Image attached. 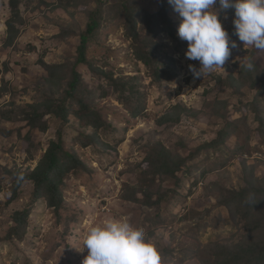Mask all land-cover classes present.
Masks as SVG:
<instances>
[{"label":"rangeland","instance_id":"374dc122","mask_svg":"<svg viewBox=\"0 0 264 264\" xmlns=\"http://www.w3.org/2000/svg\"><path fill=\"white\" fill-rule=\"evenodd\" d=\"M126 1L152 13L158 10L156 0ZM115 2L104 0L107 14L96 39L88 44L86 57L91 68H78L93 94L95 110L114 131L101 135L105 147H82L72 137L83 131L90 134V130L70 119L66 136L72 139L67 145L87 171H75L64 181L63 207L57 215L44 203L30 207L33 184L26 182L15 191L8 172L32 170L54 137L56 119L46 118L47 131L32 129L21 121L19 108L33 103L43 91L46 71L42 63L74 60L80 44L77 33L87 20L80 11L72 16L57 8L58 0H22L14 42L4 47L11 13L7 0H0V264H83L87 250H80L89 228L123 218L134 228L144 229L161 255V264H199L198 248L206 251V246L212 248L214 243L231 246L244 235L242 222L232 220L225 203L242 188L246 175L264 177V99H256L262 120L259 125L251 108L240 106L253 100L256 90L244 87L234 94L217 77L236 78L240 68L249 63L264 68V51L239 40L223 69L194 78L189 66L199 69L200 65L186 58L188 42L178 35L174 41L167 33H158L155 59L173 75L171 82H161L158 87L135 59L131 41L124 35L125 17ZM170 17L177 30L181 18L172 8ZM224 17L221 14L225 28L229 18ZM108 76L132 80L133 93L140 97L137 116L117 100ZM104 90H110L107 96H102ZM174 105L181 107L179 121L160 124L164 116L176 119ZM226 123L231 125L224 140L226 150L232 151L244 137L248 139L224 166H212L221 149L210 151L206 167L197 165L190 179L182 174L185 181L179 188L150 178V196L144 195L148 188L146 184L140 187L137 166L148 146L158 143L173 155L186 158L197 147L215 140ZM203 157L205 154L189 165L200 164ZM201 170L206 172L204 177ZM23 211L28 213L21 216L24 232L10 237L9 230L18 225Z\"/></svg>","mask_w":264,"mask_h":264},{"label":"trees","instance_id":"16d2710c","mask_svg":"<svg viewBox=\"0 0 264 264\" xmlns=\"http://www.w3.org/2000/svg\"><path fill=\"white\" fill-rule=\"evenodd\" d=\"M116 1L113 5L118 6L125 17L124 35L131 41V49L135 59L146 67L151 81L158 87L161 86V82H171L173 75H170L167 68L161 66V62L155 59L154 51H156L155 38L158 33L165 32L174 41H178L177 30L174 28L170 17L172 7L167 3V0H156L158 10L152 13L133 2ZM21 3L22 0H7L11 17L6 22L8 38L5 39L4 47H9L14 42L13 40L17 34L15 20L16 22L21 21ZM57 6H59L57 8L66 10L72 16L79 11L85 14L86 25L77 33L80 44L73 61L66 59L64 63L53 65L42 63L46 71V76L41 82L43 91L39 92L38 99L35 98L33 103L19 108V111L22 115L21 121L27 122L32 129L47 131V117L56 119L58 127L44 154L32 170H15L8 172V175L13 181L15 191L26 182L33 184L30 207H33L36 203H44L53 210L54 214L58 215L63 207L62 191L64 181L75 171H87L80 158L69 149L67 141L74 138L75 141L80 142L82 147H105L101 142V135L105 131L112 132L114 130L95 110L93 94L78 71L81 65L91 68V62L86 57V50L88 44L96 39L101 21L107 14L103 8L104 0H58ZM81 7H84V9L81 10ZM221 14L229 18L228 26L225 29L229 32L231 39L237 43L239 39L234 34L232 23L234 10L229 9ZM179 44L182 43L179 42ZM107 80L117 100L137 116L138 109L141 106L137 104V102H140V97L133 93L132 80H114L111 76H108ZM217 80L221 85L232 89L234 94L239 93L244 87L249 90H256L254 99L240 106L250 107L256 115V120L259 121V125H262V120L259 117L258 100L264 99V68L260 69L255 64L251 69L242 66L236 78L233 76L224 79L217 77ZM109 92L110 90H104L102 96H107ZM223 105L226 107L227 103ZM12 106L15 108L14 104ZM180 108V105H174L172 110L176 114H172L176 116V119L169 120L164 116L160 124L179 121L178 110ZM221 117H225V114ZM2 118L5 117L2 116ZM9 118L7 117V119ZM70 119H75L82 128L90 130V134L83 131L80 136L67 138L66 129ZM230 126L229 123H226L217 133L215 140L197 147L186 158L173 155L158 143L148 146L142 160L145 166L142 163L137 166L139 177H141L140 187L146 184V188H148L143 191L144 195L146 196L149 193V188H151L148 184H151L150 178H159L171 182L176 188H179L185 181L182 174H188V179H190L192 171L197 169V165L206 167L207 161L211 159L208 155L210 151L221 149L212 166L215 164L224 166L229 159L235 156L234 153L238 151L239 147H244L245 141L248 139L244 137L240 146H234L236 149L226 150L224 140L228 137L227 132ZM204 154L205 157L201 159L200 164L189 165V162L201 158ZM243 167H245L244 164ZM204 170H201L200 173L202 177L206 175ZM195 184L196 182H191L192 187ZM225 204L232 220L242 222V227L245 230L244 235L231 246L214 243L212 248L210 244L207 245L206 251L198 248L199 264H264V177L257 179L252 173L246 175L243 179L242 188L227 199ZM23 212L20 213L17 219L18 225L15 229L11 228L9 230L10 237L11 234L17 236L21 231L24 232L25 223L21 220V216L25 214L26 217L28 213L27 211Z\"/></svg>","mask_w":264,"mask_h":264},{"label":"clouds","instance_id":"9594fccd","mask_svg":"<svg viewBox=\"0 0 264 264\" xmlns=\"http://www.w3.org/2000/svg\"><path fill=\"white\" fill-rule=\"evenodd\" d=\"M181 21L177 35L188 42L185 56L199 61L190 65L194 78L222 68L237 47L222 26L221 13L234 10V34L256 50L264 51V0H167ZM227 18L226 16L224 17ZM248 68L253 64L249 63ZM87 250L83 264H161V255L143 228L127 218L90 227L80 251Z\"/></svg>","mask_w":264,"mask_h":264}]
</instances>
